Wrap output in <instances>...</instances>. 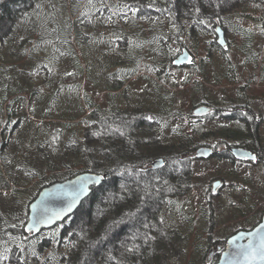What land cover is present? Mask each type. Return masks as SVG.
I'll return each mask as SVG.
<instances>
[{"label": "trees", "instance_id": "obj_1", "mask_svg": "<svg viewBox=\"0 0 264 264\" xmlns=\"http://www.w3.org/2000/svg\"><path fill=\"white\" fill-rule=\"evenodd\" d=\"M219 25L226 29V47L218 43ZM185 48L192 61L182 67L190 71L174 89L170 80L182 69L174 61ZM133 97L137 115L124 108ZM182 99L193 111L201 104L212 110L203 117L185 115ZM260 102L264 0H0V175L5 170L11 180L24 182L21 159L32 156L43 172L34 170L31 178L46 182L87 170L107 175L94 187L89 206L85 201L48 230L49 242L40 252L30 237L25 241L24 257L34 258L25 264H119L115 242L126 225L141 220L142 207L160 210L194 188L193 153L217 139L208 141L199 131L202 118L231 125L220 135L230 146L216 150L215 157L233 159L230 148L243 146L259 162L264 159ZM95 114L131 151L138 144L136 129L149 124L162 134L161 147L131 162L117 157L110 166L97 162L85 168L86 160H75L70 151L84 147ZM157 158L166 163L151 167ZM241 169L231 167L223 182L233 177L244 190L258 186ZM123 181L133 187L121 200L113 188ZM125 203L140 205L127 206L117 217ZM263 205L253 201L250 209L256 212L249 222L262 215ZM0 260L16 264L7 256Z\"/></svg>", "mask_w": 264, "mask_h": 264}, {"label": "rangeland", "instance_id": "obj_2", "mask_svg": "<svg viewBox=\"0 0 264 264\" xmlns=\"http://www.w3.org/2000/svg\"><path fill=\"white\" fill-rule=\"evenodd\" d=\"M189 71L184 67L174 71L170 80L174 89H177ZM133 102L135 104H132ZM189 102L188 99L180 100L183 110L187 113L185 115L193 114V108L189 106ZM122 103L124 102H120ZM125 103L126 111L137 115L139 104L136 98H127ZM259 106L264 111V102H260ZM93 120L96 122L95 129L88 131L84 147L81 149L76 147L70 151L75 160H86L83 163L85 168L89 169L97 162L110 166L117 157L131 162L139 156L148 157L154 153V150L161 147L159 143L162 134L156 128H151L153 125H143L136 129L135 136L138 144L133 147L135 150L131 151L132 149L125 142L121 144L119 141L121 134L109 128L103 116L95 114ZM198 123L199 131L202 128L201 132L206 135L208 141L217 138L210 147L219 152L229 148V143L220 136L226 133L227 127H231V125L226 126L227 121L213 116L204 117ZM234 128L235 126H232V129ZM33 158L32 156L21 159L24 172L21 177L24 186H19L22 183L11 180L5 170L4 176L0 175V259L7 256L11 263L16 264H25V259L26 263L33 262L34 258L31 255L25 258L23 253L28 247L24 243L29 237L30 243L32 241L38 243L36 249L40 252L49 242L48 237L51 233L48 230L58 226L57 224L52 228L44 229L39 234L29 233L25 228L29 216V205L38 196L40 190L46 184L65 180L56 176L52 177L55 180H49V182L38 177L31 178L36 171H42ZM234 165L241 167L244 177L249 181L258 182V186L252 189L251 185H247L244 190L242 185L235 182L232 177L228 178L226 185L223 182V186L214 192L213 182L217 179L223 181L222 177H226ZM193 168L196 174L194 188L187 196L170 200L160 210L156 207H142L141 218H139L141 220L133 221L129 226H125L124 234L120 235L115 242L116 247L118 246L119 264H216L231 235L261 221L264 205L261 210L262 215L258 217L259 220L254 218L252 222H249L251 214L256 212L255 208L250 209L253 201H261L264 204V161L254 164L240 161L234 156L233 159L222 160L213 155L207 159L196 158L193 161ZM1 183L6 186L2 187ZM131 187L133 186L123 181L118 188H113V196L118 195V199L124 200L127 192H131ZM246 196L251 197L247 199ZM243 199H246L245 204L240 202ZM85 201L89 206L88 199ZM135 204L140 205L139 203L121 205L115 215L119 217L127 206H135ZM8 224L10 229L7 231L5 228ZM188 237L192 239L190 242L187 240ZM94 256L95 254H92V257Z\"/></svg>", "mask_w": 264, "mask_h": 264}, {"label": "water", "instance_id": "obj_3", "mask_svg": "<svg viewBox=\"0 0 264 264\" xmlns=\"http://www.w3.org/2000/svg\"><path fill=\"white\" fill-rule=\"evenodd\" d=\"M218 43L222 47L227 46L226 29L219 25L216 28ZM190 51L185 48L175 59L176 66L181 67L191 63ZM212 108L207 104H201L194 108L195 116L207 115ZM232 155L238 160L257 162L258 155L243 146L230 148ZM215 150L210 146H202L197 149L195 156L198 158H210ZM247 157V158H246ZM255 157V159H251ZM166 163L164 158H157L150 163L151 167H162ZM107 180V175L96 172H82L63 181H56L44 186L38 196L29 205V216L26 230L29 233L39 234L44 229H49L71 217L77 209L87 200L95 186L101 185ZM223 185L221 179L213 182V191L216 192ZM84 189L83 191H80ZM264 248V213L261 221L251 229H241L231 235L224 251L216 264H264V256L258 255L255 259L246 256L247 252Z\"/></svg>", "mask_w": 264, "mask_h": 264}, {"label": "snow or ice", "instance_id": "obj_4", "mask_svg": "<svg viewBox=\"0 0 264 264\" xmlns=\"http://www.w3.org/2000/svg\"><path fill=\"white\" fill-rule=\"evenodd\" d=\"M247 158V157H246ZM251 159H255V157H251ZM84 189H81L80 191H83ZM258 255L264 256V248L262 249H257V250H252L250 252L246 253L247 257H250L251 259H255Z\"/></svg>", "mask_w": 264, "mask_h": 264}, {"label": "flooded vegetation", "instance_id": "obj_5", "mask_svg": "<svg viewBox=\"0 0 264 264\" xmlns=\"http://www.w3.org/2000/svg\"><path fill=\"white\" fill-rule=\"evenodd\" d=\"M244 162H246V163H258L259 162V160L257 161V162H253V161H248V160H243ZM262 161H264V159H262Z\"/></svg>", "mask_w": 264, "mask_h": 264}]
</instances>
